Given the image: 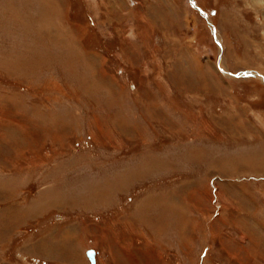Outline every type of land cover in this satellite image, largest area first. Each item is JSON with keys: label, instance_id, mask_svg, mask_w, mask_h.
Instances as JSON below:
<instances>
[{"label": "rangeland", "instance_id": "rangeland-1", "mask_svg": "<svg viewBox=\"0 0 264 264\" xmlns=\"http://www.w3.org/2000/svg\"><path fill=\"white\" fill-rule=\"evenodd\" d=\"M91 250L264 264V0H0V264Z\"/></svg>", "mask_w": 264, "mask_h": 264}, {"label": "water", "instance_id": "water-1", "mask_svg": "<svg viewBox=\"0 0 264 264\" xmlns=\"http://www.w3.org/2000/svg\"><path fill=\"white\" fill-rule=\"evenodd\" d=\"M207 17V15H206ZM87 256L91 262V264H96V260H95V251L94 250H91L87 253Z\"/></svg>", "mask_w": 264, "mask_h": 264}, {"label": "bare ground", "instance_id": "bare-ground-1", "mask_svg": "<svg viewBox=\"0 0 264 264\" xmlns=\"http://www.w3.org/2000/svg\"><path fill=\"white\" fill-rule=\"evenodd\" d=\"M28 133V132H27ZM26 134V133H25ZM29 137V136H28Z\"/></svg>", "mask_w": 264, "mask_h": 264}]
</instances>
